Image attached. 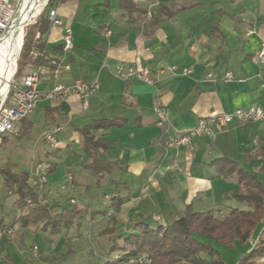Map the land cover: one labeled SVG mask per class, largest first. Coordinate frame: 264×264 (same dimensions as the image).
<instances>
[{"label":"crops","instance_id":"1","mask_svg":"<svg viewBox=\"0 0 264 264\" xmlns=\"http://www.w3.org/2000/svg\"><path fill=\"white\" fill-rule=\"evenodd\" d=\"M54 8L72 30L74 42L72 51L52 55L70 65V70L63 73L62 83L71 84L77 79L97 81L99 89L87 109L78 96L58 103L44 99L39 102L50 103L48 106L57 114L55 122L49 119L41 124V148H46L42 140L44 123L48 128L62 126L56 135L58 146L45 150L53 160L49 162L58 165L56 171L64 168L67 181V186L50 198L52 185L59 180L51 179L56 171L51 173L45 203L58 202L61 207H69L76 200L82 204L74 196L70 197V204L63 203V193L78 190L87 196L94 185L111 188L116 183L123 184L128 190L119 195L126 198L125 204L119 209L109 206L107 210L115 216L117 235L132 231L136 223L145 221L149 211L154 213L157 209L161 215H156L155 220L165 221L164 225L179 218L188 205L199 212L220 210L226 214L231 207L247 210L246 205L231 198V191L238 186L219 176L211 163L227 157L258 173V161L245 159L248 153L264 148V124L233 122L221 133L194 138L190 145L180 148H168L165 141L194 129L203 117L250 106L264 110V65L257 62L264 43V0H57ZM56 29L44 37L48 51L63 45L64 29L59 27L55 33ZM120 63L136 64L154 73L164 69L165 73L157 76L153 86L124 82L106 67ZM172 67L177 70L169 71ZM185 69L191 72L184 75ZM228 71L233 74L231 79L226 78ZM52 84V80L43 84L44 92ZM161 108L168 111L165 129L157 125ZM101 120L125 122L96 134L116 142L106 157L121 162V167L97 184L95 177L91 181L82 168L85 159L78 130ZM54 151L57 156H53ZM25 164L30 167L27 173L31 180L40 174V167L33 176L31 166ZM75 172L79 173L78 179ZM121 173L126 174L124 180ZM136 183L139 189L132 192ZM145 186L147 197H142ZM12 199L14 212L3 215L0 225H10L22 214L17 197ZM109 200L105 194L103 203ZM123 222L127 227L124 232L118 231ZM33 229L17 225L10 235L0 238V264H51L49 256L41 254L37 246L28 248L21 244L26 243V235ZM104 236L108 243L115 235ZM6 256L12 261H6Z\"/></svg>","mask_w":264,"mask_h":264},{"label":"trees","instance_id":"2","mask_svg":"<svg viewBox=\"0 0 264 264\" xmlns=\"http://www.w3.org/2000/svg\"><path fill=\"white\" fill-rule=\"evenodd\" d=\"M56 1L50 0L48 8L38 22L25 28L16 79L23 76L26 68L32 69L38 64H47L48 61L44 57L33 59L32 52L36 49L43 52L47 46L44 40L50 29L47 12L49 8L54 7ZM38 33L40 34L39 39L36 38ZM62 50L63 46L52 47V51H48L45 56L51 57ZM44 113L45 120L50 119L53 122L57 120L55 109L47 106L44 108ZM124 122L122 120H101L78 130L82 140V155L85 159L82 168L93 174L97 184H100L106 174H111L115 168L121 167V162H113L106 157L116 142L109 141L104 136L97 137L96 134L100 130L121 127ZM48 127L44 123V130ZM32 129L33 122L27 118L21 122L14 136L19 139L28 138ZM8 137L4 138L3 144L7 142ZM55 155L56 151L53 152V156ZM245 160L246 162L258 161V173L244 169L239 163L227 157L214 159L211 165L219 176L233 181L238 186L236 190L231 191V198L239 204L246 205L247 210L231 207L227 209L226 214L220 210L199 212L195 211L192 205H188L179 218L168 224L154 226L146 221H140L135 224L132 231L113 237L104 264H130L131 260L140 257L149 259V264H225L218 247L234 251L238 243H248L260 229L258 238L253 240V246L249 251L240 254L236 264H264V226H262L264 220V148L259 147L255 154L248 153ZM57 166V164L50 165L46 171L47 178L56 171ZM14 168L15 165L12 163L1 166L0 175L8 195L17 197V205L22 214L10 225H0V229L9 230L19 225L23 228L34 227L56 235L71 228L76 219L82 218L89 212V208L82 209L79 205L61 207L58 202L47 205L45 203L48 198L47 184L39 189L32 185L33 180L29 173L16 172ZM125 202L126 198L118 194L112 198L111 207L119 209ZM90 213L93 216L104 217L108 212L94 210ZM116 223L115 217L112 218L102 234H116ZM6 234L8 233L6 232L3 236ZM4 258L6 261H12L9 256Z\"/></svg>","mask_w":264,"mask_h":264},{"label":"built area","instance_id":"3","mask_svg":"<svg viewBox=\"0 0 264 264\" xmlns=\"http://www.w3.org/2000/svg\"><path fill=\"white\" fill-rule=\"evenodd\" d=\"M50 0H42L41 7L24 23L22 27V46L25 38V28L34 25L38 22L41 15L48 8ZM26 7V0H0V45L4 44L12 31L14 30L20 16ZM50 22V31L56 27H62L63 33V53H68L74 48L72 30L66 27L58 14V10L54 7L49 8L47 12ZM110 35V32L107 33ZM40 38V34L36 35ZM22 46L20 52L22 50ZM19 52V54H20ZM48 45L42 52L38 49L32 52L33 59L44 57L47 64H38L30 69L21 79H12L9 83L7 93L0 100V150L5 137L17 133L21 122L29 118L36 110L39 102L44 99L51 103L65 101L69 97L78 96L83 103L85 109L88 108L89 100L97 93L99 83L97 81L87 83L82 80H74L71 84L62 83L63 73L70 70L68 63H63V60L52 56L47 57ZM257 62L264 65V43H262L257 55ZM111 73L117 79L127 81H138L149 86L156 84L157 76L165 73L164 69L154 73L148 68L140 67L136 64L125 65L117 64L110 68ZM175 67L169 68V71L174 72ZM16 71V68H15ZM191 71L185 69L184 75ZM233 76L231 71L226 73V78L231 79ZM52 80L53 84L48 91L42 89L43 84ZM262 88H264V75L262 76ZM233 122L247 123L258 122L264 124V110L259 106H250L247 109H237L230 113L213 114L208 117H203L199 120L197 126L186 132L179 138H169L165 141L168 148H180L192 143L194 138L204 135L213 136L215 133L223 132ZM168 124V111L164 108L158 109L157 125L161 129H165ZM62 126L58 125L53 128H46L42 133V140L45 146L55 149L58 146L56 135L61 132ZM33 179L32 185L42 189L47 183L48 178L46 171L36 176ZM69 179H72L69 177ZM142 197H147V187H143ZM30 204V201H28ZM75 204V200H72ZM11 234L12 230L0 229V238L5 233ZM37 249V248H35ZM149 264L150 260L145 257H140L136 260H131L130 264Z\"/></svg>","mask_w":264,"mask_h":264},{"label":"rangeland","instance_id":"4","mask_svg":"<svg viewBox=\"0 0 264 264\" xmlns=\"http://www.w3.org/2000/svg\"><path fill=\"white\" fill-rule=\"evenodd\" d=\"M55 33L59 30V27H56ZM22 36V34H21ZM20 55V54H19ZM19 55L16 61V71L14 72L13 79H16L17 74V63L19 59ZM29 68H26L23 72V76L29 72ZM22 76V77H23ZM21 77V78H22ZM20 78V79H21ZM1 100V99H0ZM50 103H39L36 111L29 117V120L33 122V129L30 137L19 139L14 135H10L7 139V142L2 145L0 150V167L6 164H14V170L18 172L19 170H25V172L30 171V167L25 163L29 164L32 168V175H36V169L38 167L41 168L40 174L43 171H47L48 166L51 165L53 161L50 159L49 152L46 150L52 149L46 146V150L41 148V142L39 141V136L41 134V124L45 120L44 108L48 106ZM73 151H76L73 148ZM49 160L51 162H49ZM19 169V170H18ZM87 177L91 180L93 179V174L89 171H85ZM65 170L63 167H60L56 171V175L51 177L58 178V183L52 185L50 198H53L56 195L57 191L63 189V187L67 186ZM38 175V174H37ZM125 173H121V180L125 179ZM32 176V177H33ZM75 178H79V173L75 172ZM92 181V180H91ZM90 184V183H89ZM112 185L111 188L106 187H97L96 185L92 186L88 189V194L85 196L81 194V191H75L63 193L62 201L63 203L70 204V197H76L82 204L75 200V204L79 205L80 208L85 209V206L89 207V212L85 214L82 218L75 220V227L69 228L67 230H63L61 234H50L48 232H43L39 230L36 232V229H33L29 235H26L27 241L26 243L22 242L21 244H25L26 247L31 248L33 245L37 246L40 250L41 254L48 255V259L51 260V264H104L105 258L108 257V248L110 247L112 241L107 243L106 237L102 234L104 229L109 226V222L115 216H111V212H108L104 219L101 216H93L90 212L94 210H104L107 211L109 206L112 204V198L117 196L119 193L127 190L125 185L120 184ZM71 186V185H70ZM137 183L133 186V191L136 192L138 190ZM105 194L110 198L109 201L103 203L105 199ZM8 197V191L4 184V181L0 175V218L10 212H14L12 206V199L15 198L14 195H10ZM86 212V211H85ZM152 212V213H151ZM156 212V213H155ZM149 211L148 215L145 217V221L151 225H159L163 224L165 221L157 222L156 215H161L160 210L157 211ZM95 221V223L93 222ZM97 221V222H96ZM104 226V228H103ZM262 226H264V220L262 221ZM126 224L123 222L120 224V228L118 231L124 232ZM103 228V229H102ZM12 229V228H10ZM117 232V231H116ZM261 232V229L257 232V235L253 239H251L246 244H237L235 250H228L224 247H218L225 264H236L240 254L244 252L248 247L251 248L253 246V240L258 238V234ZM10 235V234H7ZM117 235V234H113ZM55 249L57 251L55 252ZM37 254V249H34ZM58 257L53 260L52 256ZM112 257V256H111ZM110 257V258H111Z\"/></svg>","mask_w":264,"mask_h":264},{"label":"bare ground","instance_id":"5","mask_svg":"<svg viewBox=\"0 0 264 264\" xmlns=\"http://www.w3.org/2000/svg\"><path fill=\"white\" fill-rule=\"evenodd\" d=\"M42 0H26V7L14 30L4 44L0 45V99L7 93L14 77L15 65L22 44V27L41 7Z\"/></svg>","mask_w":264,"mask_h":264}]
</instances>
